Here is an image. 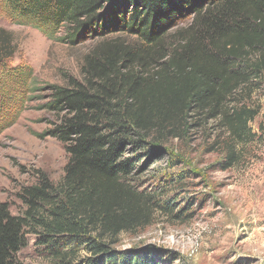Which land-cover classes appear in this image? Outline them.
Instances as JSON below:
<instances>
[{"label":"trees","instance_id":"obj_1","mask_svg":"<svg viewBox=\"0 0 264 264\" xmlns=\"http://www.w3.org/2000/svg\"><path fill=\"white\" fill-rule=\"evenodd\" d=\"M2 15L46 36L45 27L64 28L72 44L103 40L77 77L48 89L42 109L55 117L47 134L64 149L63 174L54 184L36 171L37 182L18 193L19 215L0 203V264H23L17 254L28 235L49 264H160L150 250L106 242L149 220L148 199L130 185L137 154L149 139L178 137L188 114L205 112L222 117L227 166L234 163V146L254 137L258 111L223 109L242 84L264 78V0H0ZM15 53L0 28V82L20 84L4 88L0 111L8 98L15 113L0 115V134L26 110L32 82L30 69L12 64Z\"/></svg>","mask_w":264,"mask_h":264},{"label":"rangeland","instance_id":"obj_2","mask_svg":"<svg viewBox=\"0 0 264 264\" xmlns=\"http://www.w3.org/2000/svg\"><path fill=\"white\" fill-rule=\"evenodd\" d=\"M0 28L15 43L12 64L21 63L32 73V82L22 95L26 110L0 134V203L19 215L23 207L18 193L37 182L36 171L57 184L66 163L62 145L47 134L55 122V117L42 109L48 89L62 85L63 76L77 77L84 55L103 39L89 37L72 44L63 41L64 28L45 27L50 34L46 36L26 22L17 24L3 15ZM7 80L13 81L1 79L0 98L4 88H19V83L3 86ZM5 100L0 115L11 117L15 111L6 107L13 100L10 104ZM237 106L258 114L249 126L253 139L234 146L236 159L231 166H227L229 141L221 116L188 114L179 124L178 137L163 134L162 139L146 142L137 154L139 161L130 185L148 199L150 217L147 224L107 240L113 243L109 244L112 249L150 250L154 257H161L160 264H264L263 76L242 84L223 112ZM85 257L80 251L78 258ZM17 260L49 264L33 235H28Z\"/></svg>","mask_w":264,"mask_h":264}]
</instances>
